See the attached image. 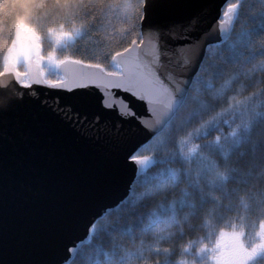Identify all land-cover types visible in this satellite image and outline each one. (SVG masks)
<instances>
[{"label": "trees", "instance_id": "16d2710c", "mask_svg": "<svg viewBox=\"0 0 264 264\" xmlns=\"http://www.w3.org/2000/svg\"><path fill=\"white\" fill-rule=\"evenodd\" d=\"M127 8V15L135 19V4ZM237 2V0H230ZM96 5V19L82 40L74 44L63 42L57 48V58H62L69 48L72 57L92 60L107 64L103 55H94L105 44L108 36L114 37L112 43L127 42V28L123 23L126 5L129 0H93ZM264 0H239V17L234 20L228 39L220 45L207 48L201 68L191 88L199 95L200 103L192 108L178 112L152 142L137 153L142 158H160L159 145L166 144L169 150L179 151L181 140L193 129L201 130L200 139L193 137V144L204 140L203 124L215 119L210 126L207 140H215L217 135L229 137L240 124V109L250 101L255 93L260 96L264 89V55L259 49L264 46V34L253 24V16H258L259 6ZM82 17L76 18L77 25ZM68 19L56 15L51 10L50 0L39 8L32 17V23L43 36V54L51 50L47 28L57 27ZM125 27V33L120 28ZM5 40H10L12 26L0 24ZM250 34L249 39L244 36ZM233 45L235 47H233ZM6 47L0 46V66ZM20 71H23L20 68ZM217 72L220 75H217ZM59 75L48 73L46 79L56 80ZM205 89L208 91L205 92ZM235 110V116L233 111ZM264 130L257 125L253 136ZM192 145H189L191 147ZM234 144L226 155L231 169L229 179L220 184L212 177L199 180V191H193L187 183H182L175 191L165 194L146 195L153 180L165 165L150 163L133 186L129 197L116 209L100 219L97 229L108 231L92 232L90 240L84 244L68 264H111L113 246L126 253L131 264H214L211 249L215 246L220 232L231 231L235 227L245 233L243 239L247 246L260 242L258 232L264 221V212L252 206L253 191L264 190V175L258 168L248 167L249 148L247 145ZM240 148L239 155H232ZM220 153L225 158L219 145L214 146L213 154ZM173 170L181 167L180 160L171 162ZM199 161L192 165V180H196ZM223 171V169H221ZM157 218L165 219L159 229L153 227ZM115 228V231L112 229ZM159 249V251H157ZM204 249V251H201Z\"/></svg>", "mask_w": 264, "mask_h": 264}, {"label": "water", "instance_id": "95a60500", "mask_svg": "<svg viewBox=\"0 0 264 264\" xmlns=\"http://www.w3.org/2000/svg\"><path fill=\"white\" fill-rule=\"evenodd\" d=\"M228 1L176 0V7L169 13V19L177 21L192 14L201 17L198 30L192 34L194 52H189L191 45L185 40L164 41L170 59L163 60L158 75L177 97L189 91L207 47L228 37L233 21L229 27L219 22ZM142 39L145 51L157 43L146 33ZM48 62L42 61L41 66ZM54 71L62 77L68 68L55 65ZM75 91L87 92L94 101L93 112L99 118L95 127H68L60 121L55 109L57 104L68 102L66 89L35 82L23 87L12 73L0 76V121L7 129V135H0V145L4 146L0 154V264H24L44 258L52 250L58 230L76 213L86 212L95 224L128 197L141 170L139 166L135 170L125 167L114 144L104 135L105 130L120 126L121 102L136 113L130 123L124 124L125 130L136 134L133 155L174 117L163 116V97L160 103L150 104L111 89L116 107L107 109L102 103V88L89 85L88 89ZM44 101L51 107L42 108ZM132 163L129 161V165ZM91 229V224L82 223L73 232L74 243L68 244L66 264L88 240Z\"/></svg>", "mask_w": 264, "mask_h": 264}, {"label": "snow or ice", "instance_id": "6c2138e0", "mask_svg": "<svg viewBox=\"0 0 264 264\" xmlns=\"http://www.w3.org/2000/svg\"><path fill=\"white\" fill-rule=\"evenodd\" d=\"M20 2L31 5L32 9L22 20H18L12 26L10 40L4 39L3 30L0 29V46L6 47L2 66H0V76L12 73L23 87H31V83L35 82L66 89L68 102L64 105L57 104L55 109L56 115L64 125L68 127L78 125L82 128L85 125L95 127L99 124L98 114L93 112L92 98L87 92L75 91V89H88L89 85H96L103 89L105 96L102 103L107 109L116 107L115 100L110 95L111 89L130 93L139 99L147 100L150 104L160 103L163 97L166 109L163 116L165 117L170 114L175 115L184 108H192L200 103L199 95L192 91L183 92L177 97L158 75L159 70L164 67L163 60L170 59L167 56L170 49H167L164 43L166 39L185 40L188 45H191L189 52H194L196 47L192 34L198 30L201 17L198 14H192L180 21L169 19V13L176 7V0H138L134 6L135 19L127 15V8L133 7L129 0L123 20L127 28V42L114 45L112 43L114 37L108 36L109 43L94 54L103 55L108 61L107 64L70 56L55 60L50 52L44 55L41 33L32 23V17L39 8L45 6V0H20ZM50 5L54 14L62 15L72 21V27L69 30H66L63 24L49 29L57 41L70 37L73 32H79V26L76 24L77 17H82L81 26L84 23L91 24L96 19V5L93 0H50ZM239 8V0L226 2L221 13L220 24L223 25L226 20L231 23L237 19L240 14ZM253 24L258 26L259 31L264 34V3L259 6L258 16L254 14ZM120 32L125 33V27H121ZM145 33L157 42L147 51L141 48L144 44L141 37ZM244 36L249 39L250 43V34L245 33ZM259 51L264 55V46ZM145 56H151L152 59L146 60ZM44 60L63 65L68 68V71L54 81L45 79V72L41 67ZM21 67L24 71H20ZM33 69H35V79H33ZM217 75L220 73L217 72ZM177 91L182 90L177 89ZM207 91L205 89V92ZM121 104L120 126L105 130L104 135L114 144L117 156L125 167L131 166L135 170L137 166L147 167L149 163L165 165L158 175L149 181L151 187L146 192L149 197L175 191L182 183H187L194 192L199 191V180L206 177H212L214 181L223 184L229 179V172L237 171L229 167V161L226 158L234 144H241V147L248 146L247 166L258 168L261 175H264V130L259 135L253 136V130L257 125L264 126V89L261 90L259 97L254 93L250 101L242 106L240 124L229 137L217 135L214 141L207 140L206 130L216 124L213 118L203 124L204 140L202 143H192L193 137L196 139L201 137V130L193 129L192 132L185 134L186 139L181 140L179 151H170L166 144H162L157 148V151L162 154L160 158L155 157L151 160L132 154L137 143L136 134L131 129L125 130L124 124L130 123L136 113L128 109L123 102ZM41 107L48 109L51 106L44 101ZM235 114L234 110L233 116ZM0 135H7V129L2 121H0ZM189 145L192 146L189 147ZM216 145H219L225 158H222L220 153L213 154V148ZM240 148L233 151L232 155H239ZM3 151L4 146L0 145V154ZM173 160L181 161V167L178 170L172 169ZM129 161L133 163L129 165ZM197 161H199V167L196 171V180L193 181L192 165ZM251 200L254 208L264 212V190L253 191ZM82 223L85 226L91 224L93 232L108 231L106 228L97 229V225L92 223V218L86 212L76 213L69 223L58 230L52 250L44 258L25 261L24 264H66L68 244L69 242L74 243L72 234ZM164 223L165 219L157 218L153 221V227L159 229ZM259 227L257 235L260 242L252 246L245 244L243 231H238L235 227L231 231L222 230L216 238L215 246L211 249V259L214 264H264V221H261ZM115 230V228L112 229V231ZM0 245H2V234H0ZM72 251H75V248ZM95 264H100V262L96 261ZM111 264H131V261L126 253L114 245Z\"/></svg>", "mask_w": 264, "mask_h": 264}, {"label": "clouds", "instance_id": "9594fccd", "mask_svg": "<svg viewBox=\"0 0 264 264\" xmlns=\"http://www.w3.org/2000/svg\"><path fill=\"white\" fill-rule=\"evenodd\" d=\"M31 9H32L31 5L21 3L20 0H0V24L7 23L10 26H13L18 20H22L31 11ZM60 24H63L66 30H69L72 27V21L70 20H67L66 22H61ZM77 26H79V32H73V34L70 37L65 38L64 40L61 41H57L49 32L50 28H55L54 26H50L47 28V35L50 37V41L52 45L51 50L48 52H50L53 55V58L55 60L63 59V57L65 56L72 57V55H70L71 48H69L66 54L62 56V58L58 59L57 58L58 46H60L63 42H69L70 44H74L78 40H82L87 34L88 30L91 28V24L88 23H84L81 26V22H80V24ZM42 40H43V36L41 35V41ZM42 53H43V45H42Z\"/></svg>", "mask_w": 264, "mask_h": 264}, {"label": "rangeland", "instance_id": "374dc122", "mask_svg": "<svg viewBox=\"0 0 264 264\" xmlns=\"http://www.w3.org/2000/svg\"><path fill=\"white\" fill-rule=\"evenodd\" d=\"M55 65H56L55 63H50V62L45 63L44 65H42L41 67L44 69V72H45L44 75L46 74V76H47L48 73L55 72L54 71V66Z\"/></svg>", "mask_w": 264, "mask_h": 264}, {"label": "bare ground", "instance_id": "6f19581e", "mask_svg": "<svg viewBox=\"0 0 264 264\" xmlns=\"http://www.w3.org/2000/svg\"><path fill=\"white\" fill-rule=\"evenodd\" d=\"M154 139H155V137L152 140H154Z\"/></svg>", "mask_w": 264, "mask_h": 264}]
</instances>
